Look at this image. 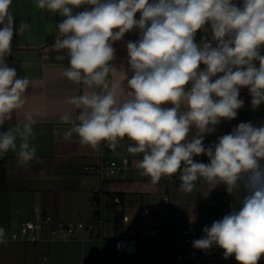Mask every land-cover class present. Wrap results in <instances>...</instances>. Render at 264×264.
I'll list each match as a JSON object with an SVG mask.
<instances>
[{
	"label": "clouds",
	"instance_id": "9594fccd",
	"mask_svg": "<svg viewBox=\"0 0 264 264\" xmlns=\"http://www.w3.org/2000/svg\"><path fill=\"white\" fill-rule=\"evenodd\" d=\"M11 5L0 0V159L11 152L25 167L39 160L31 142L39 113L24 111L23 120L5 128L25 109L30 87L6 62L14 32L31 31L23 21L15 28ZM34 6L63 18L51 49L68 58L62 75L83 87V94L66 99L77 113L60 115L70 125L63 138L75 134L97 151L102 144L114 151L127 138V153L142 157L135 167L153 185L178 174L185 194L198 181L207 193L225 186L238 208L205 226L192 246L215 245L225 259L258 264L264 257V124L241 122L210 146L204 140L222 120L237 117L242 88L253 110L264 103V0H34ZM132 30L139 33L126 43L132 75L123 71L126 84L113 82V44ZM201 155L209 162L194 159ZM7 242L0 228V244Z\"/></svg>",
	"mask_w": 264,
	"mask_h": 264
},
{
	"label": "crops",
	"instance_id": "0c3cea01",
	"mask_svg": "<svg viewBox=\"0 0 264 264\" xmlns=\"http://www.w3.org/2000/svg\"><path fill=\"white\" fill-rule=\"evenodd\" d=\"M81 10H83V8L75 9L74 11ZM10 11L14 16L16 29L19 28V24L23 21L31 25V31L30 34L26 31L24 35H19L17 32H14L11 55L6 58V62L10 67H14L16 69L19 77L23 78L27 76L29 78L30 87L25 93L27 98L25 109L14 113L13 119L7 122L6 125L7 127H10L23 120L24 111L34 110L39 113V115L35 117L37 121L33 126L35 135L31 141L37 148V156L39 157V160H33L25 167H18L15 155L9 152L7 170L11 179L19 186V189L3 192L26 191L28 190L26 186L27 184H21L23 178L29 179V175L49 173L52 174L51 188H48V185L38 188L41 190V196L43 199L42 207L50 212L56 221L65 220L77 222V220L71 216L72 210L74 209L81 217H85L87 220H90L93 217L94 208L91 205V189H89L88 186L95 185L98 181L96 177L89 175L85 171V166L97 162L101 149L97 151L80 144L75 134H73L70 140H65L63 138L64 132L70 127V125L62 123L59 120L60 115H62L65 111H70L73 116L77 113V110H75L73 106L66 103V99L73 95L83 94V87L81 85L72 83L62 75L63 71L69 66L67 56L63 52H55L51 49V45L54 44L55 37L58 34L56 24L62 22L63 18L59 14L36 8L34 6V0H12ZM136 18H139V14H137ZM202 35L203 33L201 32L197 33L196 41L198 43ZM138 38V31L132 30L126 33L122 40L116 41L113 44V47L116 49V59L113 61V64L118 69L116 77H110L113 79V82L124 81L123 71L126 73L128 78L131 77L132 73L127 64L128 57L126 43L128 41L134 42ZM201 67H203V65ZM124 83L126 84V80ZM240 98L245 102L244 107L238 110V114L235 119L231 121H221L217 127L219 137L230 133L232 129L238 126L241 122L251 121L255 126L264 124V103H262L258 109L253 110L250 103L251 96L249 95L248 89L240 92ZM129 143L131 142L124 141L125 148L121 151V153H127L126 145ZM204 144L205 146H209V140L207 137H205ZM206 157V155H201L194 157V159L198 161L199 159ZM133 158L138 159L139 156L137 155ZM134 159L132 167L134 166ZM57 168L59 170H56ZM177 176L178 174L173 176L176 179L175 194L166 193L164 195L170 198V203L167 207H170L171 204L174 206L177 199L186 200L189 203V208L184 225L186 226L189 222L194 221L204 228L206 225L202 216L200 200H202V194L204 191H207V185L201 184L197 186L196 192L193 191L190 194H185L179 190V180ZM134 183L136 182L132 181L130 176H128V178L125 177L114 180L112 183L114 191L122 192L124 194L123 210L126 214H129L131 218L127 226L117 225L112 219L114 223V230L112 232L108 231V236L115 237L130 235L141 239L144 235H155L157 237V241L161 243L167 242V235L162 233L160 235V230L156 225L157 221L154 216L138 217L134 215V209L147 206H138L134 196H127L128 191L138 193L134 192L136 191V184ZM83 185L86 187V191H84L86 194L82 193ZM218 188L222 190V194L228 193L225 190V186L221 185ZM211 191L215 190L213 189ZM244 194L245 193L242 188L240 195L243 196ZM231 196L232 205L230 209L225 207H222L221 209L220 207L212 210V214L218 216L219 214H223L222 212L230 213L234 208H238V204L234 196ZM212 199L214 198L212 197ZM79 200H81V202L84 201L82 205L79 203ZM209 200H211V198H209ZM159 203H161V201ZM171 210L173 211L174 209L172 208ZM27 213L32 215L33 209H30ZM2 219L9 220L10 222L6 224L13 226L11 225L12 213L8 210L0 211V223H3ZM146 222L149 223L148 227H145ZM119 229H123V232H118ZM139 242L144 241L140 240ZM80 243L82 245H80ZM99 243L100 242L93 243L90 248L95 249ZM21 244H26L24 247V249L26 248L24 252L25 254L22 260L24 264H39L40 262L35 257L36 254H34L36 250L33 245H41H35L32 243ZM83 245L84 243L80 241L59 243V245H54L51 249L48 245H42L46 247L45 255L49 254L48 259H45L44 255V260L49 261L50 256H52L53 253L55 254V264L56 261L61 264V259L64 260V254H69L70 256V253L74 252L76 249L78 250L83 248ZM11 246L12 245L9 244H0V249H15V247ZM114 255H116V253L113 247H111V250L107 249V251L103 253V256L107 260L106 264H111V260L113 259L112 256ZM202 259L211 262V264H216L215 260L208 258ZM261 259L262 260H260L258 264H264V257ZM67 260L68 256H66V260L64 261ZM200 260L201 259H198L188 263L195 264Z\"/></svg>",
	"mask_w": 264,
	"mask_h": 264
},
{
	"label": "built area",
	"instance_id": "2783aa9c",
	"mask_svg": "<svg viewBox=\"0 0 264 264\" xmlns=\"http://www.w3.org/2000/svg\"><path fill=\"white\" fill-rule=\"evenodd\" d=\"M217 127L218 125L215 132L206 136L209 140V146L217 142L219 138ZM124 141L114 151L102 144L97 162L85 166V171L89 175L96 177L98 181L90 191V201L94 208V214L90 220L77 222L56 221L50 212L41 206H36L32 216L22 221L19 225L10 226L0 223V228L5 229L7 241L36 245L72 241H80L82 243L88 241H110L115 253L121 256L136 254L139 249V241L143 240L149 244L151 249L155 250L156 256L162 263H165L167 255H172L175 258V264H184L202 258L215 260L216 264H230V257L225 259L224 250L218 246L214 245L208 250H200L192 246L194 240L204 236L203 228L194 221L189 222L183 228V237L178 244L161 243L155 240L152 235H144L139 239L130 235L109 237L106 234L108 212L113 213L114 223L120 226H127L131 218L123 210L124 194L114 191L112 187L113 181L125 178L126 171L132 167V155L121 153L125 148ZM198 162L208 163V157L199 159ZM227 202L229 204H226L225 208L230 209L232 196L225 193L220 199L209 200L208 205L214 207ZM169 203L170 198L164 196L160 204L163 207H167ZM133 212L138 217H150L153 208L143 206L142 208L134 209ZM80 231L84 232V235L79 236L78 233ZM48 258L49 254H46L45 259Z\"/></svg>",
	"mask_w": 264,
	"mask_h": 264
},
{
	"label": "rangeland",
	"instance_id": "374dc122",
	"mask_svg": "<svg viewBox=\"0 0 264 264\" xmlns=\"http://www.w3.org/2000/svg\"><path fill=\"white\" fill-rule=\"evenodd\" d=\"M127 147V145H126ZM127 152V151H126ZM134 157V156H132ZM134 159V158H133ZM136 160L134 159V166L130 168L128 171H126L125 177L128 178V176L131 177L132 181L136 182L135 190L134 192L138 193H132L131 191H128L127 196L132 197L134 196L136 198V204L138 206L147 205L153 208L152 216L156 219L157 227L160 230V235L166 234L167 235V242L171 244H178L182 240V232L185 224V218L186 214L188 212L189 203L186 200L177 199L174 206L171 204L170 207H162L160 205V201L163 200L164 195L167 194H175V185H176V179L172 177H163L158 184H151L150 178L141 176L139 174V170L135 167ZM59 168V167H58ZM56 170H59V169ZM37 174V173H36ZM51 175L49 173H39L37 175H27L29 179L23 178L21 181V184H27L28 190L26 191H15V192H0V211H9L12 213V221L11 225L16 226L19 225L22 221L30 218L32 215L28 214L27 211L30 209H33L40 205L43 206V199L41 196V190L38 188L43 187L45 185H48V188H51ZM37 176V177H36ZM34 180V181H33ZM124 182V181H123ZM204 184L201 181L197 182V186ZM89 189L93 187V185L88 186ZM85 189V190H84ZM197 189V188H196ZM217 189V190H216ZM82 193H85L86 187L82 186ZM81 190V191H82ZM215 191H210L207 193V191H204L202 194V200H200L201 203V209H202V216L203 220L205 222V225L211 226V224L215 220L221 219L225 214H228L227 212H222L223 214H219L218 216L212 214V210L218 209L221 207L224 208L227 203H221L218 206L211 207L208 205L209 198H217L220 199L222 197V190L219 188H215ZM178 191V190H177ZM196 192V190L194 191ZM227 195H230L229 193H226ZM204 198V199H203ZM84 202V201H83ZM81 200H79V203H82ZM92 205V204H91ZM223 205V206H222ZM174 209L173 211L171 209ZM71 216L78 220H84L87 219L85 217H81L79 213L74 209L72 210ZM107 216L109 221L106 223V234L108 235V231L112 232L114 230V223H113V213L109 212L107 213ZM3 224L9 223V220L2 219ZM8 225V224H7ZM149 223H145V227H148ZM123 229H119L118 232H123ZM162 230V231H161ZM79 236L84 235V232H79ZM113 234V233H112ZM124 234V233H123ZM153 238L157 240V237L154 235ZM97 247L90 248L93 243H98ZM88 241L84 243V247L80 249L74 250V252L70 253L68 255H63V259L66 260V256H68V260L64 261L61 259V264H106L107 260L103 256V253H105L108 250H111L112 243L110 241ZM63 243V242H62ZM9 245H12L11 247H15V249L8 248L7 250H1L0 249V264H24L23 257L25 252V245L21 244L20 242H13V243H7ZM5 245V244H3ZM36 245V244H35ZM54 245H59V243H51L48 244V247L51 249ZM80 245H82L80 243ZM36 252V258L39 260V264H55V254L52 253V256H50L49 261L44 260L45 255V246H34ZM102 254V255H101ZM113 259L111 260V264H164L162 263L159 258L156 256L155 250L151 249L149 244L144 242H139V249L136 254L132 255H114L112 256ZM262 260V259H261ZM54 262V263H53ZM191 262V261H189ZM187 264H193L188 263ZM184 263V264H186ZM56 264H60L56 261ZM195 264H211V262L206 261L204 259H201L198 263ZM230 264H238V262L235 260L234 255L230 256Z\"/></svg>",
	"mask_w": 264,
	"mask_h": 264
},
{
	"label": "trees",
	"instance_id": "16d2710c",
	"mask_svg": "<svg viewBox=\"0 0 264 264\" xmlns=\"http://www.w3.org/2000/svg\"><path fill=\"white\" fill-rule=\"evenodd\" d=\"M245 89L247 88H242L241 90H245ZM5 128H7V125H5ZM0 130H4V129H0ZM124 140L128 141L127 138H124ZM139 158H142V157L139 156ZM7 162H8V154L4 158L0 159V192L13 191V190L19 189V186L11 179L8 173ZM179 184H180V181H179ZM164 264H175L174 256L167 255V258Z\"/></svg>",
	"mask_w": 264,
	"mask_h": 264
}]
</instances>
